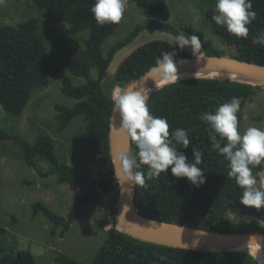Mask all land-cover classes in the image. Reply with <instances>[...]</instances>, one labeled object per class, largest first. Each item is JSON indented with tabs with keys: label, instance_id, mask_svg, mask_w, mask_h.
I'll return each mask as SVG.
<instances>
[{
	"label": "trees",
	"instance_id": "obj_1",
	"mask_svg": "<svg viewBox=\"0 0 264 264\" xmlns=\"http://www.w3.org/2000/svg\"><path fill=\"white\" fill-rule=\"evenodd\" d=\"M80 1L82 5L68 14V4ZM139 7L145 18L141 25L116 43L105 57L101 51L105 39L111 36L118 24L96 23L90 9L95 0H33L46 18L40 23L36 20L19 25H0V106L10 116L18 117L28 104L29 95L36 89L48 86V76L61 73L62 93L77 102L72 108L55 106L58 131H63L69 122L83 116L90 152L96 168L104 176L97 179L79 172L74 166L60 163L55 155L54 146L47 136H40L34 144H29L19 136L0 128V142L11 140L20 149L24 163L37 171L41 177L57 176L58 184H66L77 196L66 218L59 217L45 206L33 205V214L41 212L53 225L51 234L61 227L60 237L69 231L81 207L89 203L101 204L100 197L114 193L118 180L113 171L109 147L110 120L113 112L112 94L115 89H126L133 81L142 77L154 66L162 52L175 50L176 59L193 57L192 53L178 52L163 41H155L137 48L126 56L117 71L109 75L107 68L115 52L130 42L141 30L156 29L174 33L178 30L168 22L170 12L165 0H130ZM68 5V6H67ZM67 6V7H66ZM257 18L249 26L247 39L230 34L223 26L216 25L211 17L215 5L208 9L206 18L215 34L226 44L246 49L237 58L258 65H264V46L254 45L252 37L264 31V0H253ZM68 27L72 34L87 33L84 40L85 51L71 47L68 59H62L59 48L62 38L59 28ZM187 35H193L192 27H184ZM195 35V34H194ZM203 56H224L223 52L203 47ZM76 77L85 78L87 84L74 87L64 69ZM95 68L98 78H90ZM262 86H252L232 79L215 77H188L175 83L164 84L148 95V107L154 116L166 118L170 134L177 128L186 129L191 141L187 149L179 146L189 161L192 148L198 147L204 157L200 167L206 176V183L194 187L186 178H176L161 173L159 178L146 181L144 186L133 188V204L136 211L147 218L218 233L247 234L264 233V227L257 221L246 220L245 216H256L264 220V209H249L240 204L242 189L234 178L228 176V161L211 148L208 125L200 119L205 111H214L220 104L229 102L233 97L242 98L241 111L238 113L239 126L244 105L250 101ZM240 131V128H239ZM135 154L136 146L130 142ZM46 161L50 169L44 171L39 163ZM255 167H253L254 171ZM147 173L148 166L138 169ZM232 213L230 217L228 214ZM112 227L106 233L104 244L100 247L91 264H264L251 251L245 249L219 250L182 248L143 241L123 232L117 225L116 212ZM5 230L0 228V234ZM59 264H79L68 256L57 258ZM0 264H35L28 251L16 255H0Z\"/></svg>",
	"mask_w": 264,
	"mask_h": 264
},
{
	"label": "rangeland",
	"instance_id": "obj_2",
	"mask_svg": "<svg viewBox=\"0 0 264 264\" xmlns=\"http://www.w3.org/2000/svg\"><path fill=\"white\" fill-rule=\"evenodd\" d=\"M165 2L170 12L168 22L180 35L188 36L184 27H192L194 34L200 37L203 47L223 52L228 58H237L245 53L246 49L226 44L215 34L207 20L206 12L215 5V0ZM68 5L67 13L70 14L77 7L79 9L82 3L71 1ZM45 18V11L40 10L33 0H5L0 4V25L14 26L29 20L42 23ZM144 20L142 10L128 0L123 19L102 44L103 55L106 57L116 43ZM59 34L62 38L59 48L62 59L69 58L71 47L80 52L85 51L84 40L88 37L86 32L71 34L68 27L62 26ZM200 51L192 55L200 56ZM62 73L69 77L74 87L87 84L85 78L73 76L66 68ZM90 78H98L95 68L91 69ZM262 87L244 105L239 126L241 133L249 127L264 129V86ZM61 88V73H52L48 76L46 88L30 93L28 104L20 116L7 115L0 106V128L19 136L29 144H34L40 136L49 137L60 163L72 165L79 172L100 179L104 174L94 164L84 117L73 118L63 131H58L55 106L72 108L77 102L65 96ZM39 165L44 171L50 169V164L46 161ZM254 167V174L264 172V162ZM76 196L77 192L72 191L68 185L57 183L56 175L41 177L35 169L28 167L19 147L13 141L0 142V228L5 230V233L0 234V255L14 256L28 251L34 257L35 264H59L57 258L61 255L68 256L79 264H91L105 242L112 221H115L111 213L116 212L118 189L114 193L102 195L99 205L84 204L63 238L60 237L61 227L53 236V225L49 220L41 212L33 214V205L39 203L57 216L66 218ZM116 217L117 215L115 219Z\"/></svg>",
	"mask_w": 264,
	"mask_h": 264
},
{
	"label": "clouds",
	"instance_id": "obj_3",
	"mask_svg": "<svg viewBox=\"0 0 264 264\" xmlns=\"http://www.w3.org/2000/svg\"><path fill=\"white\" fill-rule=\"evenodd\" d=\"M5 0H0L3 4ZM128 0H95L90 11L96 23L119 24L123 19ZM257 18L253 0H215V14L211 19L223 26L235 37L247 39L249 26ZM175 46L180 49L190 47L192 54L198 53L203 45L197 35L181 34L175 37ZM254 45L264 46V31L252 37ZM175 50L162 52L145 76L157 85L175 83L189 77L188 73H178L177 63L183 65L187 60L176 59ZM150 89L135 90L117 88L112 94L113 112H118L121 121L120 131L134 142L136 152L119 151L115 155V175H120L129 184L144 186L146 181L159 178L168 173L176 178H186L194 187L206 183V176L200 167L204 154L193 147L192 160L189 161L179 146L187 149L191 143L186 129L177 128L170 134L166 118L151 114L147 101ZM242 98L233 97L220 104L214 111H205L200 119L208 125L211 148L218 151L228 161V176L234 178L242 195L240 204L257 211L264 209V172L253 173V167L264 162V129L249 127L239 131L238 113ZM147 165L145 174L138 170ZM259 177V179H258ZM230 217L232 213L228 214ZM264 226V220L258 222ZM255 238H252L254 240Z\"/></svg>",
	"mask_w": 264,
	"mask_h": 264
},
{
	"label": "water",
	"instance_id": "obj_4",
	"mask_svg": "<svg viewBox=\"0 0 264 264\" xmlns=\"http://www.w3.org/2000/svg\"><path fill=\"white\" fill-rule=\"evenodd\" d=\"M174 33L161 32L156 29L141 30L130 42L119 48L109 66L107 73L114 74L122 60L134 52L137 48L155 41H163L178 52H190V47L180 49L175 46ZM185 59L186 64L177 63L178 71L197 70L204 68H221L233 71L245 76L262 79L263 82L258 84L264 86V65H258L249 61L238 58H228L226 56H202L196 55ZM146 72L142 77L133 81L129 87L135 90L141 89L152 80H146ZM250 85V84H249ZM257 86V85H254ZM125 89V90H126ZM156 91V90H155ZM121 121L118 112H112L109 131V147L112 158L113 168L115 167V155L119 151H130L129 139L120 131ZM115 175V174H114ZM118 180L119 199L117 201L116 215L119 228L128 235L134 236L143 241L153 242L161 245L182 247V248H200V249H219V250H238L244 249L246 245L259 244L264 247V233H247L232 234L205 231L200 229L189 228L186 226L170 224L155 219L147 218L140 215L133 204L134 184H129L120 175H115ZM246 220L261 221L263 219L256 216H245ZM126 219L128 224L123 220ZM264 227V226H263ZM161 236L156 238L154 236ZM252 238H255L252 240ZM199 245V246H194Z\"/></svg>",
	"mask_w": 264,
	"mask_h": 264
},
{
	"label": "bare ground",
	"instance_id": "obj_5",
	"mask_svg": "<svg viewBox=\"0 0 264 264\" xmlns=\"http://www.w3.org/2000/svg\"><path fill=\"white\" fill-rule=\"evenodd\" d=\"M178 73L181 75L188 73L189 77H215V78L232 79V80H237V81H241L244 83H248L251 85H258L263 82L262 79L245 76V75L233 72V71H229V70H225L221 68H215V67L197 69V70H183V71H178ZM159 86L161 85H157L153 81H151L139 90L150 89V91H148L147 93V95H149L152 91L157 89ZM123 222L125 224H128L126 219H124ZM154 237L161 238V236H158V235ZM194 246H199V245H194ZM243 248L245 250L251 251L255 256H257L264 262V247H262L261 245L259 244L246 245Z\"/></svg>",
	"mask_w": 264,
	"mask_h": 264
}]
</instances>
